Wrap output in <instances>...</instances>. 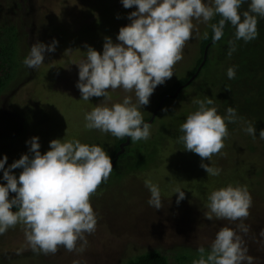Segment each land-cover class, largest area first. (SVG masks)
<instances>
[{"label":"rangeland","instance_id":"1","mask_svg":"<svg viewBox=\"0 0 264 264\" xmlns=\"http://www.w3.org/2000/svg\"><path fill=\"white\" fill-rule=\"evenodd\" d=\"M135 10V6L125 8L122 0H0V27H14L17 36L13 78L0 92V159L7 156L5 168L24 154L33 155L32 137L39 138L42 154L49 150L53 139H78L89 145H111L118 139L111 133L87 129L85 114L98 104L122 103L125 96L138 104L134 92L109 89L111 99L83 100L75 63L86 59L87 46L102 54L105 37L118 43L120 27L131 22L128 17ZM193 24V38L186 42L172 77L158 85L149 103L139 108L143 117L149 118L158 93L185 76L198 56V42L207 23L194 19ZM262 32L245 43L235 40L234 31L232 39L213 45L208 63L199 69L200 75L176 98L159 104L150 123V138L137 142L128 138L126 159L112 168L108 180L91 196L97 224L95 231L85 233L86 244L77 241L76 250L71 252L63 246L55 254L33 251L26 241L24 226L18 224L0 235V264H121L151 250L166 255L168 264H192L199 259L198 248L204 247L207 254L217 232L225 226L241 236L252 264H264V139L259 137L264 129ZM53 40L58 42L55 51H45L44 63L38 69L23 63L33 44L49 45ZM229 40H234L236 47L231 56ZM248 48L257 54L251 61L253 66L248 53L249 59L241 57ZM229 67H235L233 79L227 76ZM205 98L214 101L218 114L226 116L227 108L233 107L237 115L235 123L227 124L229 135L224 138L221 152L203 161L221 170L217 176H208L199 155L183 149L178 141L180 125L198 107L193 101ZM248 122L256 129L255 138L244 131ZM12 171L18 177L22 169ZM149 179L160 189V209L148 203L151 193L145 180ZM0 183H6L2 169ZM229 184L249 192L252 204L248 217L207 220L204 213L208 196ZM176 188L185 192L179 203ZM13 195L10 193V198ZM241 224L246 232L239 227ZM180 253L189 254V259L175 261L174 255Z\"/></svg>","mask_w":264,"mask_h":264},{"label":"clouds","instance_id":"2","mask_svg":"<svg viewBox=\"0 0 264 264\" xmlns=\"http://www.w3.org/2000/svg\"><path fill=\"white\" fill-rule=\"evenodd\" d=\"M125 8L135 6L129 14V24L120 27L114 43L105 37L102 54L87 46L86 59L75 63L79 68V88L82 99L104 97L111 99L109 89L122 88L134 92L138 104L125 96L123 102L111 106L98 104L85 114V127L111 133L118 139L130 137L132 142L150 138V123H145L139 108L149 103L154 89L173 75L172 69L182 57L187 41L193 38V20L205 23L219 15L218 23L211 24L213 43L224 36L226 22L235 28V40L250 42L258 36V17L264 18V0H122ZM247 3V9L241 11ZM197 34L198 29H197ZM207 39L208 33L205 32ZM57 41L49 45L37 42L30 47L23 63L38 69L44 63V53L54 52ZM228 55L236 50L235 41L229 40ZM227 76L235 78V67L227 69ZM226 90H230L225 88ZM198 107L189 113L180 125L178 141L185 150L201 158V167L208 176H217L220 169L203 163L210 161L224 147L228 123L237 120L236 109L228 107L226 116L218 114L210 98L197 99ZM244 131L256 136V129L248 122ZM264 139V129L259 132ZM30 157L22 155L8 168L7 156L0 159L3 179L0 183V235L18 224L24 226L25 238L33 251L55 254L59 246L69 252L76 250L77 241L87 243L85 233L95 231L96 215L91 196L101 183L106 182L113 164L108 153L98 145L82 143L78 139H53L49 150L40 151L38 137L30 140ZM20 168L17 177L12 170ZM150 190L149 205L163 207L159 187L145 180ZM10 193L14 195L10 198ZM177 203L185 198L180 188ZM204 217L211 221L244 220L249 215L252 198L245 187H221L208 196ZM243 231L247 228L241 224ZM264 235V231L261 232ZM199 259L192 264H252L243 241L230 227H222L211 243L210 251L198 248Z\"/></svg>","mask_w":264,"mask_h":264},{"label":"trees","instance_id":"3","mask_svg":"<svg viewBox=\"0 0 264 264\" xmlns=\"http://www.w3.org/2000/svg\"><path fill=\"white\" fill-rule=\"evenodd\" d=\"M247 3L242 5L241 11L247 9ZM221 19L219 15H216L213 17L212 20L207 22V27L203 34L205 32L208 33L207 39L204 38V35L202 34L197 50H198V56L194 59L192 63V67L188 70L187 74L185 76H181L173 80L168 86H166L164 89H162L157 96V103L160 101V99L164 97L165 101L166 99L170 98L167 95H172L176 88L178 86L182 87L177 91V93L173 97H177L181 93V89L189 85L191 81H189L187 84L184 85V83L189 79V77L194 73L196 67L200 63L202 59V54H203V49L206 46V52H205V58L200 66V68L205 67V65L208 63V55L212 51V46L218 43H225L226 38L232 39L231 33L235 31V28L231 26L230 22H226L225 28H224V36L221 38L220 41H217L213 43V31L211 28V24L213 23H218V21ZM258 19V25H257V30L258 34L263 31L264 32V18H257ZM262 32V33H263ZM17 39L14 27L12 26H5V27H0V92L6 87L7 83L9 82L10 79L13 78V72L14 68L16 66V63L14 61L15 56H16V50H15V41ZM223 39V40H222ZM242 47V46H241ZM251 57L250 66H253V63L251 62L252 59L257 56L255 51L251 49H246L241 52V57L244 58L245 56L247 57V54ZM260 53V52H258ZM261 54V53H260ZM248 58V57H247ZM249 59V58H248ZM249 72V70L247 71ZM200 75V71L198 70L193 77V79H196ZM172 98V97H171ZM157 105V104H156ZM148 117H143V120H147ZM125 138L123 139H115L113 143L110 144H103V143H98V146H101L105 151L108 152V155L111 157V160L114 158L115 152L118 150V145L120 142H123ZM127 145L123 146V151L122 153H119L117 158L114 160L113 167H115L118 163L123 160H125L126 156V150H127ZM189 254L187 253H180V254H175L174 259L177 262L183 261V259H189ZM199 256V255H198ZM121 264H168L167 256L159 252L158 250H151L148 252L140 253L132 258L127 259Z\"/></svg>","mask_w":264,"mask_h":264},{"label":"water","instance_id":"4","mask_svg":"<svg viewBox=\"0 0 264 264\" xmlns=\"http://www.w3.org/2000/svg\"><path fill=\"white\" fill-rule=\"evenodd\" d=\"M205 52H206V46H205L204 49H203L202 59H201L200 63H199L198 66L196 67L194 73H193V74L189 77V79L184 83V85L187 84L189 81H191V80L193 79V77L195 76L196 72L200 69V66L202 65V63H203V61H204V58H205ZM181 87H182V85H181V86H178L172 95H167V96L170 97V98L173 97ZM165 96H166V95H165ZM165 96H163V97L160 99V101L157 103V105L155 106V108H154L153 112L151 113V115L149 116V118H148L147 120L144 121L145 123H151L152 118H153L155 112L157 111V109H158V107H159V104L164 100V97H165ZM128 138H129V137H125L124 141L119 143V145H118L119 148H118V150H117V151L115 152V154H114V158L112 159V164L114 163V160L117 158L118 154L121 153V152L123 151V146H124V145H127V143H128Z\"/></svg>","mask_w":264,"mask_h":264}]
</instances>
